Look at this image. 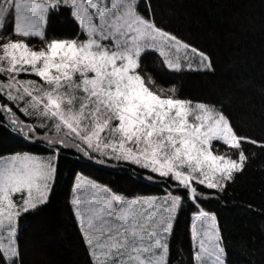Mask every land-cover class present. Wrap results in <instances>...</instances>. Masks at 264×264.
Returning <instances> with one entry per match:
<instances>
[{
  "label": "snow or ice",
  "instance_id": "6c2138e0",
  "mask_svg": "<svg viewBox=\"0 0 264 264\" xmlns=\"http://www.w3.org/2000/svg\"><path fill=\"white\" fill-rule=\"evenodd\" d=\"M139 4L0 0V96L52 130L50 145L71 143L85 154L128 161L175 181L193 201L196 185L223 191L245 169L244 144L264 148V141L240 135L222 107L183 99L175 86L162 87L137 71L149 50L174 72L212 68L207 54L159 27L150 5L146 18ZM62 7L70 9L84 39L46 38L49 14ZM9 20L11 32L3 34ZM29 38H39L41 46ZM0 112L22 132L35 131L6 104ZM54 161L55 155L29 153L0 157V260L8 264L18 255L19 217L48 202ZM74 193V215L92 264H168V238L182 196L129 200L80 177ZM191 239L194 264H226L214 214H193Z\"/></svg>",
  "mask_w": 264,
  "mask_h": 264
},
{
  "label": "trees",
  "instance_id": "16d2710c",
  "mask_svg": "<svg viewBox=\"0 0 264 264\" xmlns=\"http://www.w3.org/2000/svg\"><path fill=\"white\" fill-rule=\"evenodd\" d=\"M148 5L159 27L207 54L212 68L174 72L157 52L149 50L141 56L137 71L162 87L175 86L183 99L222 107L240 135L264 141V0H140L138 10L146 18ZM11 28L9 20L3 34ZM45 36L83 37L70 9L63 7L49 14ZM0 104L35 126L33 132H22L10 123L6 112H0V156L15 152L55 155L56 166L48 202L19 217L18 255L12 264H92L71 202L77 173L126 197L182 196L168 238V264H194L191 220L200 207L217 218L228 264H264V148L245 143L249 160L243 172L227 182L223 191L196 185L199 195L193 201L175 181L128 161L90 151L85 154L71 143L50 145L54 135L39 127L35 117L24 115L4 96ZM214 146L226 151L223 145ZM0 264L8 262L0 260Z\"/></svg>",
  "mask_w": 264,
  "mask_h": 264
},
{
  "label": "rangeland",
  "instance_id": "374dc122",
  "mask_svg": "<svg viewBox=\"0 0 264 264\" xmlns=\"http://www.w3.org/2000/svg\"><path fill=\"white\" fill-rule=\"evenodd\" d=\"M16 37H13V39H15ZM31 39V41H29L30 42V44L31 45H33V46H35V47H40L41 46V44H42V42L39 40V38H29V40ZM82 39H84V36L82 37ZM48 40H51V39H48ZM60 40H65V39H60ZM67 40H69V39H67ZM21 78H30V79H37L36 77H34V76H31V77H29V76H22ZM14 105H16L15 103H14ZM9 107V106H8ZM16 107H17V105H16ZM20 107H23V104L21 103L20 104ZM19 108V107H18ZM12 111H13V109H12ZM31 117H35V116H31ZM36 119H37V125H40V123H41V120L40 119H38L37 117H35ZM45 123H49L50 124V122H48V121H44ZM43 128V127H42ZM46 130H47V133L48 134H50V135H54V132L52 131V130H50L49 128H45ZM47 135V134H46ZM50 138V137H49ZM51 139V138H50ZM74 143H79V141H74ZM16 153H29V154H35V155H38V156H41V157H47V156H43V155H40V154H36V153H33V152H15V153H9V154H5V155H1L0 157H4V156H9V155H11V154H16ZM220 153H222V152H220ZM78 177H80V178H82V180H85V181H92V182H95L94 180H92V179H90V178H88V177H86V176H84V175H82V174H80V173H77L75 176H74V179H73V184H72V187H71V189H70V193H71V202H72V200H73V198H74V195H75V193H74V188H75V185L77 184V178ZM95 183H97V182H95ZM98 184H100V183H98ZM100 185H102V184H100ZM104 186V185H103ZM113 192V191H112ZM114 193V192H113ZM119 195V194H118ZM166 194H162V195H145V196H135V197H126V196H123V195H121V196H123V197H125L126 199H129V200H131V199H134V198H138V197H164ZM73 205V204H72ZM73 208H74V206H73ZM203 210V211H205V212H208V213H210L209 211H207V210H205L204 208H202V207H200L198 210H197V212L199 211V210ZM197 212H195V213H197ZM212 214V213H211ZM193 216V215H192ZM191 224H192V220H191ZM15 244H16V236H15ZM225 260H226V258H225ZM226 264H228L227 262H226Z\"/></svg>",
  "mask_w": 264,
  "mask_h": 264
}]
</instances>
